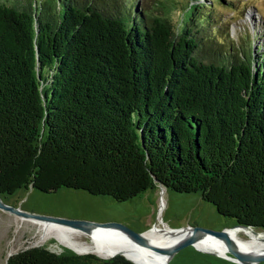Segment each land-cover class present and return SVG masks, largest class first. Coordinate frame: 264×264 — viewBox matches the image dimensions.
I'll use <instances>...</instances> for the list:
<instances>
[{"label":"trees","instance_id":"trees-1","mask_svg":"<svg viewBox=\"0 0 264 264\" xmlns=\"http://www.w3.org/2000/svg\"><path fill=\"white\" fill-rule=\"evenodd\" d=\"M138 1H0V196L159 183L264 230V41L225 37L217 7L239 0L191 5L180 28ZM6 264L133 263L33 246Z\"/></svg>","mask_w":264,"mask_h":264},{"label":"rangeland","instance_id":"rangeland-1","mask_svg":"<svg viewBox=\"0 0 264 264\" xmlns=\"http://www.w3.org/2000/svg\"><path fill=\"white\" fill-rule=\"evenodd\" d=\"M0 1L9 4L23 0ZM162 1L163 7L160 9L165 10L166 15L177 28H180L189 16L191 5L198 2L206 3V0ZM155 2L156 0H139L133 6L144 3L152 7ZM244 3L245 5L242 6ZM217 12L229 23L228 35L225 34V37L233 40L234 44L246 47L250 43L256 51L255 46L264 41V0H240L234 8L217 7ZM1 199L4 203L19 208L20 211L61 219L100 223L117 222L137 234H143L153 227H198L223 231L235 224L232 219L218 214L211 203L201 198L199 192L180 193L159 185L126 201H116L109 195H92L84 190L70 188H60L52 193H44L35 188H20L13 194L1 195ZM34 220L22 218L0 208V264H6L10 254L33 246H44L62 254L76 252L67 243V239L61 237L55 226L44 225ZM249 229L264 233V230L259 228ZM77 230L66 229L65 231L71 233L70 239L77 243L91 242L90 233ZM237 233L244 237L242 231L239 230ZM156 247L168 248V246L158 245ZM231 255L229 251L222 255L218 252L199 249L193 244H186L166 254L162 264H244L235 262ZM245 264H264V260Z\"/></svg>","mask_w":264,"mask_h":264},{"label":"bare ground","instance_id":"bare-ground-1","mask_svg":"<svg viewBox=\"0 0 264 264\" xmlns=\"http://www.w3.org/2000/svg\"><path fill=\"white\" fill-rule=\"evenodd\" d=\"M34 221H38L40 223L42 222V224L44 225L55 226L57 232L60 233L61 237L63 239H67V243L79 253L95 252L99 255L107 257L114 253H122L136 264H162L166 257L164 253H160L155 250H152L149 247L139 245L133 242L121 232L116 230H110L103 227H96L90 233L91 242L88 244H81L77 243L73 239H70L71 233L65 231L66 229H70L71 231L77 230L76 228L55 222H45L39 220ZM239 230L243 232L244 237H241L240 234L237 233ZM189 232L190 230H187L185 228L181 230H175L170 229L168 227H153L150 230L146 231L144 233V236L147 238V241L151 245L169 247L174 243L180 241L182 238L188 235ZM227 232L228 235L234 241L236 248H238L239 250L251 253H258L264 251V233H258L255 232L253 229L240 227L227 229ZM196 246L199 249L205 251L218 252L222 255H225V253L227 252V247L224 244V241L209 234H205L196 243Z\"/></svg>","mask_w":264,"mask_h":264},{"label":"water","instance_id":"water-1","mask_svg":"<svg viewBox=\"0 0 264 264\" xmlns=\"http://www.w3.org/2000/svg\"><path fill=\"white\" fill-rule=\"evenodd\" d=\"M158 185L160 187L162 186L159 183H158ZM0 208L5 209L11 213L17 214L18 216H20L22 218H31V219H35V220H39V221L60 223V224H63V225L69 226V227H73V228H77L79 230L85 231L86 233H91L92 229L96 228V227H103V228L110 229V230H116V231L121 232L125 236H127L133 242H135L139 245L145 246V247H149L152 250H155L157 252L164 253L165 255L171 253L175 248L182 246V245L193 244L196 246V243L205 234H207V235L209 234V235H213V236L224 241V244L227 247V251H229L232 254V259L237 263H244L245 264V263H251L254 261H258V260H264V251L258 252V253L243 252V251L239 250L238 248H236L234 241L228 235L227 229H232V228H236V227H240V228H251L252 227V226H247L244 224L235 223L232 227L226 228L223 231H212L209 229H201L198 227L197 228H189V227L170 228V229H175V230H181V229L185 228L187 230H190V232L188 235H186L184 238H182L181 241L176 245L169 246L168 248H157L156 246L151 245L147 241V238L144 236L145 232L143 234H137V233L131 231L130 229H128L127 227H125L124 225L117 223V222H103V223L88 222V221H84V220L61 219V218H57V217H53V216H43V215L31 213V212H24V211H20L19 208H17V207L10 206V205L4 203L1 199V196H0ZM199 230L201 232H198ZM75 253L84 254L87 252L79 253L76 251ZM117 254L122 255L126 259H128V257L122 253H114L108 257L102 256V255H99L96 253V255H98L99 257L106 258V259L112 258V257L116 256ZM128 260L131 261L130 259H128ZM132 263L136 264L134 262H132Z\"/></svg>","mask_w":264,"mask_h":264}]
</instances>
